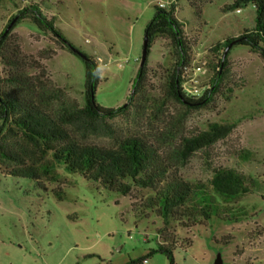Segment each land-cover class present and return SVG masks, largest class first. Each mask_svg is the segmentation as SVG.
<instances>
[{
	"label": "rangeland",
	"instance_id": "obj_1",
	"mask_svg": "<svg viewBox=\"0 0 264 264\" xmlns=\"http://www.w3.org/2000/svg\"><path fill=\"white\" fill-rule=\"evenodd\" d=\"M41 3L43 13L54 18V27L82 54L92 57L99 67L95 102L104 108L127 103L131 83L139 68L146 26L159 4L169 7L175 0H27ZM232 0H211L202 6L199 20L186 0L174 6L175 17L183 24L187 38L194 41L187 76L195 75L202 93L209 86L218 54L210 48L225 38L235 37L254 25L255 13L248 5L239 11L222 12ZM24 0H0V32ZM24 54L54 48L49 33H41L29 21L13 30ZM146 58L145 101L163 98L166 72L172 70L174 51L168 41L155 38ZM223 94L210 105L188 111L167 102L155 119L149 108L137 115L111 122L119 135L139 132L150 143L160 145L161 159L172 162L180 177L191 184L206 183L212 169L226 167L249 176L253 186L231 204L233 221L213 213L205 224L184 229L172 224L168 240L173 243V264H264V65L256 53L244 46L229 51ZM52 82L64 88L79 106L84 104V65L66 49H57L42 61ZM232 89L228 96L225 89ZM171 119L176 120L171 128ZM211 123H235L224 140L191 155L178 154L181 138L191 137ZM172 132V136L166 132ZM99 146L108 139H96ZM240 149L255 153L254 160L237 157ZM57 181L35 182L0 173V264H169L156 250V230L160 220L148 213L137 219L128 197L108 192L57 165ZM135 190L134 195H145ZM60 197V199H58ZM229 215V217H231ZM227 219V218H226ZM187 240L189 246L182 245ZM159 241V242H158ZM150 254V255H149Z\"/></svg>",
	"mask_w": 264,
	"mask_h": 264
},
{
	"label": "trees",
	"instance_id": "obj_2",
	"mask_svg": "<svg viewBox=\"0 0 264 264\" xmlns=\"http://www.w3.org/2000/svg\"><path fill=\"white\" fill-rule=\"evenodd\" d=\"M8 19L0 32V173L17 179H27L45 190L44 182L57 181L53 170L62 165L70 173L78 174L87 182L124 197L130 201L135 218L148 213L160 220L156 230V250L173 264V243L167 239L172 224L184 229L205 225L220 213L226 221L235 217L231 204L250 192L253 180L234 169L218 167L206 183L184 181L172 162L161 159L160 145L150 143L145 135L131 132L119 135L111 122L117 118L137 115L149 108L155 119L162 115L167 102H175L188 111L210 105L216 95L223 94L228 69V54L233 46L247 47L257 54L264 65V0H232L222 12L239 11L250 5L254 9V25L243 29L235 37L225 38L210 48L218 54L209 79V86L200 97H186L181 85L189 69L190 52L194 41L187 38L183 24L175 17V0L167 8L154 7V15L146 26L144 35L149 38L147 55L152 41L161 38L168 41L174 51L172 70L166 72L163 98H153L148 103L143 98L147 81L146 62L138 68L131 83L127 103L116 108L99 106L94 99L98 84L99 67L96 61L83 54L80 58L72 51V45L54 27V18L43 13L41 3L26 2ZM196 20L201 9L211 0H186ZM29 20L41 33H49L54 48L38 51L35 55L22 52L19 39L13 33L16 25ZM11 27L7 30L8 26ZM235 42L223 59L224 50ZM57 49H66L79 57L84 65V104L71 99L64 88L57 87L42 61L51 59ZM79 51V50H78ZM231 95L232 89L227 87ZM176 120L169 126L175 128ZM236 128L235 123H211L206 130L191 137L181 138L178 154L191 155L208 149L224 140ZM166 134L172 136V132ZM108 139V145L99 146L94 140ZM240 160L251 161L255 153L240 149ZM135 190L145 191L137 197ZM60 199V197L58 198ZM231 215V217H229ZM227 218V219H226ZM187 240L182 245L189 246ZM149 254V255H150ZM145 258L126 264H140Z\"/></svg>",
	"mask_w": 264,
	"mask_h": 264
},
{
	"label": "built area",
	"instance_id": "obj_3",
	"mask_svg": "<svg viewBox=\"0 0 264 264\" xmlns=\"http://www.w3.org/2000/svg\"><path fill=\"white\" fill-rule=\"evenodd\" d=\"M158 7L164 8V5L159 4ZM200 70V67H196L190 76L186 75L181 85V91L186 97H200L202 95V89L199 88L198 81L195 78V75L200 72Z\"/></svg>",
	"mask_w": 264,
	"mask_h": 264
},
{
	"label": "water",
	"instance_id": "obj_4",
	"mask_svg": "<svg viewBox=\"0 0 264 264\" xmlns=\"http://www.w3.org/2000/svg\"><path fill=\"white\" fill-rule=\"evenodd\" d=\"M12 24H10L7 28V30L11 27ZM148 42H149V38L147 36L144 35L143 37V42H142V51H141V56H140V61H139V67L142 68L143 65L145 64L146 62V58H147V48H148ZM235 42H231L228 47L224 50V53H223V59L226 55V53L229 51V49L234 45ZM72 51L77 55L79 56L80 58L83 57V54L78 51L77 49L75 48H72ZM132 93V92H131ZM214 264H221V261H220V257L219 255L216 257V260L214 262Z\"/></svg>",
	"mask_w": 264,
	"mask_h": 264
}]
</instances>
